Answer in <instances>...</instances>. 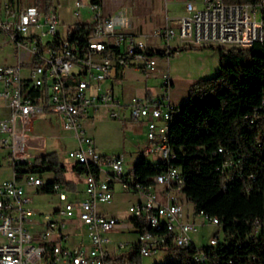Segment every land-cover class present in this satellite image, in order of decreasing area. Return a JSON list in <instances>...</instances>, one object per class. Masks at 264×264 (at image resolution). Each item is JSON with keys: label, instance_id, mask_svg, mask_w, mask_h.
Returning a JSON list of instances; mask_svg holds the SVG:
<instances>
[{"label": "built area", "instance_id": "built-area-1", "mask_svg": "<svg viewBox=\"0 0 264 264\" xmlns=\"http://www.w3.org/2000/svg\"><path fill=\"white\" fill-rule=\"evenodd\" d=\"M31 1L27 6L23 0L0 3V34L7 39L4 45L13 48L16 61L0 65V152L10 151L14 171L12 180L0 184V264H107L111 235L125 222L102 214L99 207L113 203L117 185L120 192L139 198L129 208L136 241L118 242L117 251L137 247L140 255L152 256L163 248H197L192 237L197 224L186 219L184 203L177 199L185 178L171 165L175 154L165 150L169 138H164V124L176 109L171 103L172 84L169 72L159 70L148 40L167 45V50L174 39L180 46L250 47L264 38V0L253 4L188 0L187 15L176 20L177 30L167 25L149 36L129 32L122 15L104 16V0H88L92 21L78 23L67 37L59 32L53 1L45 0L44 5ZM82 1L76 2V17L85 7ZM127 70L162 79L163 89L122 103L113 87L105 84L118 81ZM102 110L119 121L127 110L131 121L146 123L148 143L139 154L157 153L160 164L167 167L147 179V187H139L136 175L125 172L124 156L97 152L86 123ZM42 117L58 119L76 142L68 158L81 168L85 184L84 199L77 201H69L63 185H54L63 208L52 215L33 210L25 190L40 189L46 182L37 174L19 172L33 165L30 139ZM60 218L68 222L63 224ZM206 221L219 227V220ZM73 222L86 232L88 245L71 237ZM220 241L216 234L207 246L216 247ZM197 249L194 261L207 264L206 253Z\"/></svg>", "mask_w": 264, "mask_h": 264}, {"label": "trees", "instance_id": "trees-1", "mask_svg": "<svg viewBox=\"0 0 264 264\" xmlns=\"http://www.w3.org/2000/svg\"><path fill=\"white\" fill-rule=\"evenodd\" d=\"M218 49L219 74L193 84L188 102L176 107L172 116L168 135L175 157L171 165L185 178L183 195L194 204L196 213L219 220L223 239L216 247L201 249L207 264H264V38L247 48ZM172 52L178 51L171 48L159 55L170 57ZM166 169L142 158L134 172L147 186V179ZM67 171L53 154L19 172L42 179L53 173L54 180L39 189L52 195L56 184L76 189L74 183L64 180ZM72 171L82 177L80 167L73 166ZM134 250L129 262L139 256L138 248ZM197 253L196 247L180 249L182 261L178 264H198L194 261ZM116 260L124 263L122 257Z\"/></svg>", "mask_w": 264, "mask_h": 264}, {"label": "rangeland", "instance_id": "rangeland-1", "mask_svg": "<svg viewBox=\"0 0 264 264\" xmlns=\"http://www.w3.org/2000/svg\"><path fill=\"white\" fill-rule=\"evenodd\" d=\"M8 0H0L6 2ZM23 6L32 3L31 0H23ZM41 5H44L45 0H40ZM57 6L60 26L59 32L62 37H67L68 33H73L78 23H85L92 21V12L89 8V1L83 0L85 7L80 8V16L76 17L75 13L78 9L75 7L77 0H52ZM188 0H104V16L122 15L129 23L128 31L135 35L149 36L152 33L169 25L170 28L177 30L176 20L187 15ZM169 21V22H168ZM7 39L0 34V65H13L16 63L13 54V48L10 45H4ZM151 49L157 53L158 68L160 70L169 72L171 81L174 86L171 87V101L177 104L178 107L188 102V88L190 85L198 83L202 80H207L216 77L221 70V58L218 47L206 46H185L183 50H179L180 42L174 39L170 43V47L178 52H172L170 57H162L160 52L167 50L168 46L161 45L153 39L148 40ZM106 86H114L115 94L119 99H123L125 90L131 96L144 97V90L152 91L158 94L163 86V80L160 78H146L142 73L127 70L125 81L119 79L115 82H108ZM127 85V86H125ZM139 89V91H137ZM163 89V88H162ZM135 90V93L133 91ZM126 91V92H127ZM124 101V100H122ZM128 111L123 110L122 116L127 115ZM94 124L86 123L89 135L94 137L96 145L102 156L113 157L122 155L125 157V172L128 173L142 158L136 154V148L146 146L147 138L145 136H137L132 131L123 129V122L119 120H112L106 110L100 111L94 116ZM137 124H145V122H128L126 124L134 126ZM66 138L63 143L55 144L54 141H49L48 146L50 151L53 149L58 153V158L67 167L68 171L64 176L67 182H74L78 184L79 190L85 188L83 186V179L75 174L71 169L68 155L73 151L77 144L70 139L67 133L62 134ZM158 141L156 142V146ZM10 151L0 152V184L5 181H10L14 178L13 165L9 161ZM146 160L153 165H158L162 162V158L157 153H153L146 157ZM35 163V160H32ZM53 173H46L43 176L47 183L54 180ZM116 196L111 206L104 207L111 215L117 216L121 221H128L131 217L129 208L136 204L139 200L138 196L134 194H125L120 192L119 186L116 187ZM27 196L32 200L30 207L37 210L44 215L55 214L63 208V204L58 200L57 194H43L39 192V188L25 187ZM69 201L83 200L84 196L75 195L73 192H67ZM185 206L186 219L197 224L198 232L192 237L196 243L197 248L201 249L203 246L209 244L210 240L218 234L220 240L223 239V233L220 227L210 226L204 216L196 213L194 204L183 197ZM101 209V207H99ZM206 219V220H205ZM63 224L68 220L60 218ZM72 238H77L78 234L85 235L84 230L73 231L69 229ZM121 241H136V236L120 237ZM135 250L130 248L123 251L121 257L124 264H178L182 261L179 249L163 248L158 250L152 256H137L132 262Z\"/></svg>", "mask_w": 264, "mask_h": 264}, {"label": "crops", "instance_id": "crops-1", "mask_svg": "<svg viewBox=\"0 0 264 264\" xmlns=\"http://www.w3.org/2000/svg\"><path fill=\"white\" fill-rule=\"evenodd\" d=\"M160 70V69H159ZM161 72H164L163 70H160ZM134 72H138V71H134ZM140 73V72H139ZM125 75H126V71L124 72L122 78L123 81H125ZM170 76V74H169ZM170 80H171V76H170ZM171 84L173 87L174 86V83L171 81ZM127 86V85H125ZM192 85L189 86V88L191 87ZM113 89H114V86H112ZM189 88H188V94L187 96H189ZM115 91V89H114ZM127 89L125 90V93L123 95V99H119L122 103L126 104L128 103L134 96H131L130 97V89H129V92L127 91ZM137 91H139V89H137ZM133 93H135V90L133 91ZM144 93V96H150V95H154V93L152 91H149V90H144L143 91ZM140 97V96H139ZM124 100V101H122ZM172 103V101H171ZM173 106L177 107V104H173ZM126 115V114H125ZM94 121H95V118H94ZM94 121L93 122H89L90 124H94ZM123 122V129L126 130H130L132 131L133 134L137 135V136H145L147 134V126H146V123L145 124H137L135 123L134 126L132 125H129V124H126L128 122H133L129 119V114H128V118H127V115L125 116V119L122 120ZM65 134L66 132H64L61 128V124H60V121L58 119H56L55 117H42L41 120L36 124L35 126V129H34V133L30 139V147L32 149V160H36L38 158H41V157H44V156H48V155H58V153H56V150L52 149L50 151V147L48 146V143L49 141H54L55 144H59V143H63L65 141L66 138H63L62 137V134ZM87 133H89L88 129H87ZM68 134V133H67ZM92 137V136H91ZM94 139V137H92ZM71 139V138H70ZM95 141V139H94ZM95 146H96V149H97V152L101 155V153L99 152V149L96 145V142H95ZM144 147V146H142ZM142 147H138L136 148V154L140 155V149ZM106 157V156H104ZM141 158H145L146 157H143L140 155ZM70 164H71V169L73 166H75L72 161H70ZM34 164V163H33ZM81 179H83L82 177H80ZM69 183H74V182H69ZM75 186H76V189L74 190H70L68 188H66V190L68 192H73L75 193V195H82L84 196V189L82 187V189L79 190V187H78V184L74 183ZM83 186L85 187V184H84V179H83ZM117 194V193H116ZM115 194V196H116ZM115 196H114V199H115ZM184 196V195H183ZM185 198V196H184ZM59 200V199H58ZM112 205V204H111ZM109 205V206H111ZM107 205H101V209L99 208V211L104 214V215H107L109 217H116L118 218L117 216L115 215H111L109 214L107 211H105L104 207H109ZM131 218V217H130ZM130 218L128 219V221H124L125 222V225L123 228H120L118 229V231L114 234L111 235V240H112V244L108 247L107 249V254H108V261H107V264H124L122 263L123 261H118L116 259L120 258L121 257V252L117 251V243L120 242V237H123V236H134L133 235V228L130 224ZM76 226V227H74ZM78 224H76V222H73V225L70 226L69 228L73 231H78V230H83V229H78ZM77 229V230H76ZM82 238L84 241H85V244L88 245V239H87V236H86V232H85V235L83 234H78L77 235V238ZM73 239H76V238H73ZM53 240H57L56 237L53 238ZM73 243L74 240H73Z\"/></svg>", "mask_w": 264, "mask_h": 264}, {"label": "bare ground", "instance_id": "bare-ground-1", "mask_svg": "<svg viewBox=\"0 0 264 264\" xmlns=\"http://www.w3.org/2000/svg\"><path fill=\"white\" fill-rule=\"evenodd\" d=\"M172 120V116L171 118H167V122L166 124H164V138H169V127H170V122ZM165 150H171V147L169 145V139L165 140ZM172 159H174V157H172ZM135 166L133 168H131L130 170V175H135ZM136 183H139V187H147L144 186L143 184H141L139 182V179L136 178ZM183 190L177 191V199H180L181 202H183ZM207 220H218L217 218H210V217H206L204 216ZM220 224V223H219ZM220 227V225H219Z\"/></svg>", "mask_w": 264, "mask_h": 264}]
</instances>
